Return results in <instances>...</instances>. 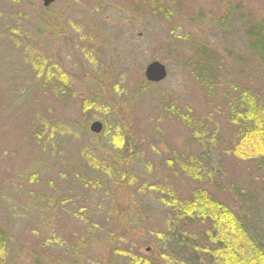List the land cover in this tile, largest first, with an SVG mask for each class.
I'll return each instance as SVG.
<instances>
[{"label": "rangeland", "instance_id": "374dc122", "mask_svg": "<svg viewBox=\"0 0 264 264\" xmlns=\"http://www.w3.org/2000/svg\"><path fill=\"white\" fill-rule=\"evenodd\" d=\"M129 1L0 0L3 264H71L79 245L82 264L140 254L175 264L163 249L171 219L159 202L169 191L186 199L200 186L235 213L245 193L264 216V145L248 159L235 153L223 97L241 88L264 103V61L245 33L264 19V0H161L163 17L150 6L158 0ZM197 50L211 57L200 66L218 82L214 93L193 73ZM154 60L167 71L160 82L144 76ZM187 110L218 132L207 144L180 123ZM174 157L187 168L198 158L205 182Z\"/></svg>", "mask_w": 264, "mask_h": 264}, {"label": "trees", "instance_id": "16d2710c", "mask_svg": "<svg viewBox=\"0 0 264 264\" xmlns=\"http://www.w3.org/2000/svg\"><path fill=\"white\" fill-rule=\"evenodd\" d=\"M130 5L135 3L134 6H141L144 3L142 1L136 2V0L129 1ZM155 9V12L162 14V1H154L150 4ZM245 33L247 34L249 49L253 55L259 57L264 61V19H259L255 21V24H249ZM208 60L211 58L208 56L207 52L204 53L203 50H198L193 56V63L195 71L193 73L197 74V79L205 86L208 93L215 92V86L218 84L215 77L212 79H203L205 75L208 76L209 72L204 71L205 69L200 66L201 59ZM204 71V72H203ZM36 73V72H35ZM37 76H40L36 73ZM211 78V77H210ZM46 81L57 82L56 79H52L49 76H44ZM60 82V81H59ZM53 88V85H50ZM63 86V85H62ZM204 89V90H205ZM226 96V116L227 120H232V127L238 132L239 143L236 147V152L241 157L248 159L250 149H254V153L261 155V147L259 145H264V122L256 119V106L252 101L258 102L257 118L259 111L264 110V103L258 99L253 93L247 92L241 88H235L234 95L232 98H227L230 94L228 90L225 91ZM229 93V94H228ZM262 103V104H260ZM255 106V107H254ZM188 111V110H187ZM171 114H174L170 110ZM179 121L182 125L189 129L193 134V137L198 139L201 146L207 144L208 138L211 136H216L218 132L207 131L209 123L206 120H202L199 116H193L191 111L185 112L184 116H179ZM198 123L196 133L193 132L194 124ZM258 123V125H257ZM199 131V132H198ZM119 140V141H118ZM116 142L121 143L122 139H118ZM243 145V147L241 146ZM208 151V145L204 148ZM251 154V155H252ZM263 158V156H261ZM260 157V158H261ZM188 158V157H187ZM198 159V158H197ZM197 159H189L188 161L194 164L193 167H188L184 164L185 162H180L177 158L170 160L172 163H177L179 168L183 171L186 176L194 179L195 182H201L207 179L208 175L203 174V169L200 165H195ZM187 162V163H189ZM174 164L166 163L168 167ZM209 169L206 173H209ZM210 174V173H209ZM165 192V190H164ZM168 199H162L159 202L162 203V207L166 209L168 218L171 219V223L168 225L167 230H169V236L165 235L166 238L163 245V249L175 257L172 261L177 260L175 264H264V216L259 214L256 209V204L253 201L252 207L249 204L248 195L242 193L241 196V211L235 213L224 203H220L216 200L207 189L198 186L192 189L186 199L177 198L172 191L166 193ZM264 209V201L261 203ZM194 227L196 231H190L189 227ZM188 228H184V227ZM90 231H87L90 234ZM90 235H88L89 237ZM162 239L161 235L159 237ZM163 238V239H164ZM169 238L173 240H169ZM162 239V240H163ZM112 240V239H111ZM6 238L4 237L2 231L0 230V253L6 254ZM79 254L75 250L71 251L73 261L81 256L80 252L82 247L79 245ZM170 253L163 254L170 260ZM0 254V264L6 260ZM173 257V256H172ZM131 259V257L129 258ZM167 260L169 263L171 261ZM85 264V262H84ZM124 264H160L156 259H150L144 257L143 254L127 261ZM172 264V263H171Z\"/></svg>", "mask_w": 264, "mask_h": 264}, {"label": "water", "instance_id": "95a60500", "mask_svg": "<svg viewBox=\"0 0 264 264\" xmlns=\"http://www.w3.org/2000/svg\"><path fill=\"white\" fill-rule=\"evenodd\" d=\"M55 0H42L44 6L51 5ZM167 74L165 67L157 60L151 61L144 69V76L147 81L160 82ZM89 129L94 133H99L102 129V124L99 121H93L89 125Z\"/></svg>", "mask_w": 264, "mask_h": 264}]
</instances>
